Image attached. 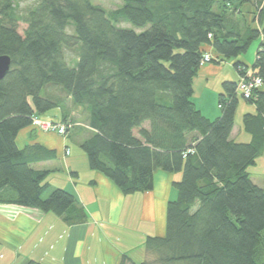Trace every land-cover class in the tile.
I'll list each match as a JSON object with an SVG mask.
<instances>
[{"label":"trees","instance_id":"16d2710c","mask_svg":"<svg viewBox=\"0 0 264 264\" xmlns=\"http://www.w3.org/2000/svg\"><path fill=\"white\" fill-rule=\"evenodd\" d=\"M119 1L106 12L91 0H36L19 14L14 0H0V55L11 60L0 81V203L67 224L86 219L72 193L52 189L47 171L32 167L54 152L16 143L34 115L70 102L86 112L80 147L89 167L123 194L152 190L156 170L174 175L164 235L147 236L144 260L133 264L149 255L157 264H264V181L255 184L248 170L264 147V90L244 97L239 78L224 81L212 120L192 101L206 47L216 54L209 62L234 60L240 76L250 67L264 80L263 41L251 65L238 57L264 36V0ZM245 2L255 5L258 27L236 18ZM68 49L76 52L72 65ZM237 94L256 107L242 118L249 142L230 138ZM59 122L67 133L77 124Z\"/></svg>","mask_w":264,"mask_h":264},{"label":"crops","instance_id":"0c3cea01","mask_svg":"<svg viewBox=\"0 0 264 264\" xmlns=\"http://www.w3.org/2000/svg\"><path fill=\"white\" fill-rule=\"evenodd\" d=\"M256 17V7L251 2L242 3L240 13L236 15L244 27H258ZM262 41V35L253 40L239 59L251 65ZM206 51L216 55L208 47ZM233 63L230 59L204 62L193 77L192 101L211 120L220 114L218 94L223 92L222 83L236 81L240 76ZM260 90H264V80ZM237 97L230 138L236 142H249L251 134L245 130L242 118L246 113L256 114V107L239 94ZM71 107L66 116L57 108L49 113L50 118L43 117L45 113L40 116L58 122L63 118L72 120L74 111ZM143 125L147 127L148 123ZM85 132L74 127L60 137L34 126L18 132L16 143L20 148L37 144L54 152V157L35 161L32 167L47 171L44 182L52 189L61 188L72 193L84 209L86 219L67 224L50 212L0 203V259L3 264H26L29 260L39 264H120L123 256H126L123 264H133L144 260L147 236L164 235L166 204L177 195L171 184L174 175L156 170L152 190L123 194L109 178L89 167L87 155L80 147L89 133ZM71 137L74 143L69 140ZM66 149L69 150L67 154ZM248 170L251 180L261 186L264 147Z\"/></svg>","mask_w":264,"mask_h":264},{"label":"rangeland","instance_id":"374dc122","mask_svg":"<svg viewBox=\"0 0 264 264\" xmlns=\"http://www.w3.org/2000/svg\"><path fill=\"white\" fill-rule=\"evenodd\" d=\"M35 1L36 0H14V2L16 4L17 12L19 14H23L27 10V8L30 7ZM91 2L93 4H95V5L100 6L106 12L111 11V10H115V9L119 8L120 5H121V2L119 0H91ZM118 25L119 26H123V27H128V28H134L132 25H130L129 23H125V22H119ZM25 26L26 25L24 23L18 22V30H19L20 33L22 32V30L24 29ZM68 28H69V32L72 33V27L69 26ZM66 55H67L69 64L72 65L73 61H74V59L76 57V52L74 50H72V49L71 50L68 49V50H66ZM252 59H253V57H252ZM239 98H241V97H239ZM70 105L72 106L71 108H73L72 112L74 111L73 115H72L73 116L72 121L73 120L74 121L75 120L79 121V122H77V124H73L71 127H73V128L77 127L79 129H81L82 131L88 132L89 129H88V126H87L86 112H85V110H83L82 107L74 105V104H71L70 102H66L63 105V107H57V111H60V112H63V113H65V112L66 113H70V111H71L70 110ZM54 109H56V108H52V109L48 110L47 112H45V114L43 113L44 114L43 117L50 118L49 113L51 111H53ZM40 118H42V117L40 116ZM42 119H44V118H42ZM73 128H71V129H73ZM52 133H55V132H52ZM55 134H57V133H55ZM66 134H67V132H65L62 135H59V134H57V135L60 136V137H64ZM69 140L71 142L74 141L73 137L69 138ZM74 148H77V147L74 146ZM145 262H146V264H157L155 262V259H154L153 255L147 256ZM0 264H3L2 259H0Z\"/></svg>","mask_w":264,"mask_h":264},{"label":"built area","instance_id":"2783aa9c","mask_svg":"<svg viewBox=\"0 0 264 264\" xmlns=\"http://www.w3.org/2000/svg\"><path fill=\"white\" fill-rule=\"evenodd\" d=\"M212 59V55L209 52H204L201 63L209 62ZM263 83L262 77L256 75L252 72L250 67L245 68L243 75L239 77L237 82V89L241 95L244 97H251L253 91L260 88ZM32 125L40 131L55 132L62 135L66 132V124L52 121L48 119H42L39 116L34 115L32 117ZM66 154L69 152L68 149L65 150Z\"/></svg>","mask_w":264,"mask_h":264},{"label":"water","instance_id":"95a60500","mask_svg":"<svg viewBox=\"0 0 264 264\" xmlns=\"http://www.w3.org/2000/svg\"><path fill=\"white\" fill-rule=\"evenodd\" d=\"M11 60L8 55H0V81L9 71Z\"/></svg>","mask_w":264,"mask_h":264}]
</instances>
